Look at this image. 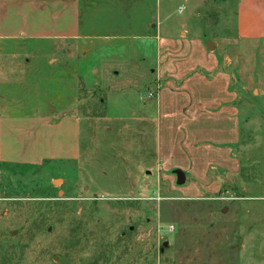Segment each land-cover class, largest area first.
<instances>
[{
  "label": "rangeland",
  "instance_id": "1",
  "mask_svg": "<svg viewBox=\"0 0 264 264\" xmlns=\"http://www.w3.org/2000/svg\"><path fill=\"white\" fill-rule=\"evenodd\" d=\"M82 1L89 12H114V32L139 35L155 2ZM158 1L159 27L185 24L190 40L212 43L220 69L232 77L241 119L238 174L210 195H182L175 178L162 174L155 125L106 117L105 91L75 81L73 48L2 42L0 115L58 110L77 93L83 120L78 161H0V264H264V41L238 37L240 0ZM51 56L59 61L50 64ZM130 72L109 77L107 89L157 90L153 76Z\"/></svg>",
  "mask_w": 264,
  "mask_h": 264
},
{
  "label": "crops",
  "instance_id": "2",
  "mask_svg": "<svg viewBox=\"0 0 264 264\" xmlns=\"http://www.w3.org/2000/svg\"><path fill=\"white\" fill-rule=\"evenodd\" d=\"M83 3L0 0V43L54 42L53 52L62 53L73 48L75 81L84 89L105 91L106 117L155 125L162 174L175 178L182 195L197 198L215 193L224 179L240 170L234 149L241 138V119L231 75L220 69L215 52L198 39H189L185 24L176 31L171 25L159 27L158 0L151 3V22L141 35L124 27L121 33L114 32L118 27L112 22L114 12L106 8L89 12ZM237 25L240 39L264 41V0H240ZM39 48L34 52L38 56L43 51ZM57 61L52 57L49 63ZM124 68L132 71L125 73L132 77L136 70L142 77L153 76L156 92L108 90L106 80L118 78ZM66 100L58 110L54 105L32 115H0V161L37 166L45 161H78L83 119L75 112L77 93ZM175 171L184 174V185L177 184Z\"/></svg>",
  "mask_w": 264,
  "mask_h": 264
},
{
  "label": "water",
  "instance_id": "3",
  "mask_svg": "<svg viewBox=\"0 0 264 264\" xmlns=\"http://www.w3.org/2000/svg\"><path fill=\"white\" fill-rule=\"evenodd\" d=\"M206 45H207V48L209 50H211V48L213 46L212 43H207ZM174 174L177 177V184L179 186L184 185L185 184V181H186L184 174L181 171H175ZM167 246H168V243H165V247H167Z\"/></svg>",
  "mask_w": 264,
  "mask_h": 264
},
{
  "label": "trees",
  "instance_id": "4",
  "mask_svg": "<svg viewBox=\"0 0 264 264\" xmlns=\"http://www.w3.org/2000/svg\"><path fill=\"white\" fill-rule=\"evenodd\" d=\"M85 90H87V89H85ZM87 91L91 92V91H94V90H87ZM94 92L95 93H97V92L103 93V90H102L101 87H98V88H95V91ZM104 100H105L104 98H102V97L100 98V102L101 103H103Z\"/></svg>",
  "mask_w": 264,
  "mask_h": 264
},
{
  "label": "built area",
  "instance_id": "5",
  "mask_svg": "<svg viewBox=\"0 0 264 264\" xmlns=\"http://www.w3.org/2000/svg\"><path fill=\"white\" fill-rule=\"evenodd\" d=\"M184 11H185V8L184 7L180 8L179 9V14H182Z\"/></svg>",
  "mask_w": 264,
  "mask_h": 264
}]
</instances>
